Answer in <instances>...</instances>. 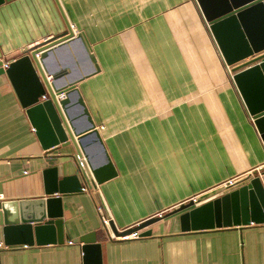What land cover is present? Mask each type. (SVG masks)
<instances>
[{"label":"crops","instance_id":"1","mask_svg":"<svg viewBox=\"0 0 264 264\" xmlns=\"http://www.w3.org/2000/svg\"><path fill=\"white\" fill-rule=\"evenodd\" d=\"M66 23L97 65L76 86L115 169L98 190L118 232L264 167L263 141L195 0H2L0 62L59 36ZM46 66L69 68L71 80L91 65L74 43ZM87 153L94 164L103 159L94 143ZM73 155L71 146L42 148L0 74L3 201L46 199L50 167L59 179H80ZM86 187L52 195L61 196L62 243L5 245L0 225V264H84L78 239L91 232L101 260L89 264H264V224L182 231L186 209L141 228L139 238L115 239Z\"/></svg>","mask_w":264,"mask_h":264},{"label":"water","instance_id":"2","mask_svg":"<svg viewBox=\"0 0 264 264\" xmlns=\"http://www.w3.org/2000/svg\"><path fill=\"white\" fill-rule=\"evenodd\" d=\"M195 1L224 64L230 66L233 83L264 144V0ZM74 43L81 45L91 66L85 74L69 80V68L51 72L46 61L58 49ZM2 65L0 62V74L5 73L10 79L42 148L48 151L71 146L80 176V179L77 175L59 179L57 167H50L44 171L46 199L2 201L0 225L5 245L62 243L61 196L52 195L81 192L88 183L96 205L109 219L103 225L104 231L114 236L139 230L162 216L186 209L179 215L182 231L264 224V186L255 172L184 201L130 230L118 232L98 190L99 184L115 175V169L76 86L80 79L97 71L84 38L75 36L66 23V30L59 36L30 48L6 67ZM91 143L103 153L99 164H94L87 153ZM54 159L50 156V160ZM78 242L82 243L84 264L100 262L101 245L96 242L95 232L79 237Z\"/></svg>","mask_w":264,"mask_h":264},{"label":"built area","instance_id":"3","mask_svg":"<svg viewBox=\"0 0 264 264\" xmlns=\"http://www.w3.org/2000/svg\"><path fill=\"white\" fill-rule=\"evenodd\" d=\"M196 2V1H195ZM197 4V3H196ZM197 7H198V5H197ZM199 9V8H198ZM200 11V10H199ZM202 16V15H201ZM203 18V17H202ZM204 20V19H203ZM205 22V21H204ZM208 28V27H207ZM209 30V29H208ZM211 35V34H210ZM212 37V36H211ZM213 39V38H212ZM214 41V40H213ZM215 43V42H214ZM217 47V46H216ZM223 61V60H222ZM224 63V62H223ZM225 65V64H224ZM7 66V64H5V65H2V67H6ZM225 67H226V70H227V72H228V75H229V77H230V79L232 80V73L230 72V66H227V65H225ZM233 81V80H232ZM79 165L81 166V163H79ZM263 171V172H262ZM257 173H259V177H260V180H261V182H262V184H263V186H264V167L263 166H260L259 167V169H258V171H257ZM230 182H232V180H229V181H227L226 183H224V184H222V185H226L227 183H230ZM197 196V195H196ZM196 196H193V197H191L190 199H195V197ZM4 200V196H3V194L2 193H0V203L2 202ZM97 209H98V211H99V213H100V215H101V218H102V220H103V223H107L108 221H109V219L108 218H106L105 217V215H104V213H103V211H102V209H101V207L100 206H97ZM157 215H162L161 213H159V214H157ZM156 215V216H157ZM111 219V218H110ZM131 229V228H130ZM129 228L128 229H124V231H126V230H130ZM140 232V229L139 230H130L129 232H127V233H124V234H122V235H118V236H113V238H115V239H122V240H126V239H136V238H139L140 236H141V234L139 233ZM1 247H4V245H3V243L0 241V248Z\"/></svg>","mask_w":264,"mask_h":264},{"label":"bare ground","instance_id":"4","mask_svg":"<svg viewBox=\"0 0 264 264\" xmlns=\"http://www.w3.org/2000/svg\"><path fill=\"white\" fill-rule=\"evenodd\" d=\"M202 17V16H201Z\"/></svg>","mask_w":264,"mask_h":264}]
</instances>
